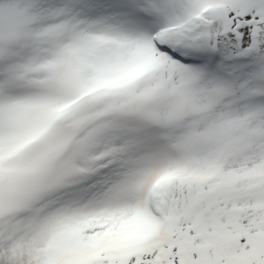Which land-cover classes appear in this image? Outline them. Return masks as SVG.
Masks as SVG:
<instances>
[{
    "label": "snow or ice",
    "instance_id": "snow-or-ice-1",
    "mask_svg": "<svg viewBox=\"0 0 264 264\" xmlns=\"http://www.w3.org/2000/svg\"><path fill=\"white\" fill-rule=\"evenodd\" d=\"M0 264H264V0H0Z\"/></svg>",
    "mask_w": 264,
    "mask_h": 264
}]
</instances>
